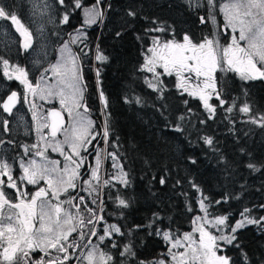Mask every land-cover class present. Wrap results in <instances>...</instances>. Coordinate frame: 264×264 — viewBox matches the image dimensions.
Listing matches in <instances>:
<instances>
[{"label": "snow or ice", "instance_id": "obj_1", "mask_svg": "<svg viewBox=\"0 0 264 264\" xmlns=\"http://www.w3.org/2000/svg\"><path fill=\"white\" fill-rule=\"evenodd\" d=\"M56 2L65 9L60 24L70 23L72 11L83 12L81 27L75 29V34L69 33V39L61 45L57 63L51 64L41 73L39 80L32 82L24 67L0 56V75L8 81L15 80L23 85L25 102L27 95L31 94L33 97L39 96L40 99L58 98L61 106L59 110H48L46 115L33 111L32 118L36 121L35 131L39 140L35 144L22 146L23 155L19 158L17 170L19 174L14 172V164L0 155V177H3L0 179V264H72L74 259L80 264H116L113 254L101 248L106 241L110 242L111 247L117 249L123 258L119 264H125V261L131 264L136 257L131 241L124 244L120 250V245L114 240V236L124 237L123 226L108 223L102 215L106 202L101 197L105 194V189H115V193L108 191L106 195L113 199L118 208L127 209L131 205V198H126L121 192V186L127 190L132 182L118 151L107 152L105 148H98L94 157L95 164L90 167L88 178L84 179L81 173L87 161L84 153L89 151V145L101 134L105 145L110 142V125L106 118L101 132H93V121L87 116L88 107L85 101L87 85L79 63L82 57L72 51L71 45L83 44L84 48H87L84 29L103 22L104 0H94L91 5H86L84 0H71V6L66 0ZM183 2L194 12L203 7L200 0ZM206 6L207 17L200 16V23L214 24V10L218 6L224 15L225 29H231V38L226 45L220 42L216 32L204 36L199 41L185 33L183 39L178 40L171 26L153 20L154 26L144 29L145 36L150 38L151 43L144 47L145 37H136L142 43L143 56V63L137 71L150 74L143 77L144 82L152 92L159 94L160 99L164 98L167 91L163 77L174 76L180 95L186 93L198 99L208 113L207 119H213L217 112V105L211 103L213 98L219 102V106L226 104L222 98V89L218 87L217 72H234L245 82L264 80V0H206ZM49 7L45 4L41 16ZM127 15L133 18L128 22L131 24L135 21L137 12L129 10ZM49 20L51 21V17ZM0 21H10L11 25L15 26V31L23 37L21 47L25 52L33 48V33L21 22L18 15L3 3H0ZM42 30L41 26L39 31L42 33ZM153 33L163 35H151ZM115 35L120 38L123 32L117 31ZM165 36L171 38L165 39ZM81 52L84 56L88 55L83 49ZM108 59L100 46L96 45L95 60L107 63ZM95 71L102 112L107 117L109 102L100 88L101 69L96 68ZM49 72L51 77L46 79ZM20 100L21 94L12 90L6 97L0 96V110L9 116L14 115V109ZM124 102L140 106L144 104L140 96H125ZM184 103L187 105L189 102L185 100ZM31 107L35 109L37 106L33 103ZM225 110L231 113L233 108L227 107ZM191 111L192 109L188 108V112ZM239 111L249 114L252 108L248 103H244ZM64 113H67V118ZM179 119L183 121L185 116L181 115ZM248 122L264 128V115L259 119L250 116ZM200 123L206 121L201 120ZM0 125L3 132L10 131L9 120L0 121ZM174 130L179 132L183 127L176 124ZM58 134H61L63 139H57ZM202 139L205 145L213 147L211 137L205 136ZM4 143L5 141L0 139V146ZM8 143L13 142L9 140ZM111 143L113 147H119L116 141ZM48 149L64 158L63 166L60 160L49 158ZM105 159L112 161L111 167L115 170L110 179H104L102 175ZM189 160L192 164L197 163L195 158L189 157ZM247 167L260 171L253 163H249ZM112 181H116V184ZM165 183L166 178L161 177L160 184ZM179 183L181 181L177 180V184ZM190 183L199 193L197 203L200 211L204 213L203 216H195L192 219L191 232L181 234L173 232L170 228L165 230L159 227L163 221L158 213H153V219L146 225L138 224L128 229V235H132L137 229L148 228L149 235L162 237L168 245L166 258L149 264H234L232 257L219 254L224 251L225 245L240 249L244 264H249L247 253L238 242L237 232L248 225H255L264 232V216H253L252 209L245 207L240 213L241 219L225 233L224 228L229 227L228 217L212 216L208 211L212 202L203 194L198 184ZM29 185L33 186L35 191H30L27 187ZM77 189L87 192L91 204L85 196L71 194ZM62 196L66 198L62 199ZM230 198L226 196L215 203L220 204ZM65 205L69 207L66 208ZM259 208L264 210V204L259 205ZM187 210L193 211L191 204L187 205ZM98 225L103 227L102 234L97 228ZM211 229H216L219 234L213 233ZM92 237L97 238L96 243L92 242ZM85 240L87 243H83ZM37 251L43 253L39 259L34 255ZM77 251L82 255H76ZM139 264H145V261L141 260Z\"/></svg>", "mask_w": 264, "mask_h": 264}, {"label": "trees", "instance_id": "obj_2", "mask_svg": "<svg viewBox=\"0 0 264 264\" xmlns=\"http://www.w3.org/2000/svg\"><path fill=\"white\" fill-rule=\"evenodd\" d=\"M153 3L154 0H109L103 11V22L95 24L87 40L95 52L99 45L109 59L107 63H100L94 58L89 65L91 68L87 64L83 67L87 94L94 100L95 113L103 125L106 118L110 125V142L102 148L107 152L118 151L132 182L127 190L121 186L125 197L131 198L129 208H118L106 195L108 191L115 193L114 188L105 189L102 197L106 202L102 215L108 222L123 226L124 237L114 236L120 250L129 241L132 243L136 257L131 264H139L141 260L149 264L164 257L166 242L160 236L149 235L150 229L140 228L128 235L129 228L146 225L153 219V213L162 218L163 223L158 226L165 230L170 228L182 234L190 229L192 217L198 210L199 196L190 182L198 184L212 202L208 208L212 216L228 217L229 227L224 228L225 233L241 219L240 213L245 207L252 209L253 216L264 215V210L259 208L264 204V128L248 122L250 116L259 119L264 115V80L245 82L235 75L230 77L229 72L219 74L218 87L222 89L226 104L219 106L213 98L211 103L217 105L213 119H207L208 113L198 99L186 93L180 95L173 77H163L167 91L163 99L158 98L159 94L145 84L144 73L137 71L143 56L142 43L136 37H145L144 47L151 43L144 29L153 27V20L171 26L177 39L185 33L197 39L203 30L208 32L209 29L198 18L204 8L194 12L179 0L158 4L161 6ZM129 10L137 12L131 24L128 23L133 20L127 15ZM217 16L222 22L218 13ZM117 31L123 32L120 38L115 35ZM167 38L171 37L165 36ZM96 68L101 69L100 88L109 102L107 117L99 99ZM125 96H140L144 104H126ZM185 100L189 102L187 105ZM244 103L250 105L251 113L239 111ZM227 107H232L233 111L227 112ZM188 108L192 111L188 112ZM181 115L185 116L183 121L179 119ZM201 120L206 123L201 124ZM176 124H181L183 130L175 131ZM205 136L213 139V147L204 144L202 138ZM112 141L119 147H113ZM189 157L195 158L197 163L192 164ZM106 160L109 168L110 160ZM249 163L255 164L260 171L249 169ZM105 174L103 171L104 179L111 175L104 177ZM161 177L166 178L164 185L160 184ZM177 180L181 183L177 184ZM226 196L231 198L215 203ZM188 204L192 205V212L187 210ZM237 239L247 253L249 264H262L264 232L255 225H248L238 230ZM101 248L113 254L116 264L123 259L110 242L106 241ZM223 254L232 257L234 264H244L240 249L225 245Z\"/></svg>", "mask_w": 264, "mask_h": 264}, {"label": "rangeland", "instance_id": "obj_3", "mask_svg": "<svg viewBox=\"0 0 264 264\" xmlns=\"http://www.w3.org/2000/svg\"><path fill=\"white\" fill-rule=\"evenodd\" d=\"M29 1H30V3L27 0H17V4H18L17 9L22 11V6H25V12H27V15L24 16L23 19H21V22L24 23L25 26L28 27L29 30L34 33L33 38L35 41H34V47L32 49L31 61L28 64L23 65L22 63H23L24 59L21 56L16 55V53L18 51L23 50V48L15 40V35L12 38V33H16V31H15L14 25H12V27H11L10 21H9V34H11V35H9V41L5 40L2 37L3 33H5L7 30V27L3 25L2 21H0V56H3L4 58L9 59L10 62L13 64H18L21 67H24L29 72V79L32 82H36L37 80L40 79L41 73H43L45 69L49 68V66L51 64L57 63V61L60 57L59 49L65 40L64 41H58L56 43V46L54 47V43L56 42L54 39V36L56 35V33H58V31H57L58 22L55 20L56 14H55L54 7H53L54 6V0H29ZM92 1L93 0H91L89 2L90 5L93 3ZM167 1L168 0H154L153 4L158 5V4L162 3V5H163V4H166ZM179 1H181L188 8V6L183 2V0H179ZM218 2H223V0H218ZM200 3L203 5V7H201V8H204V12H203V14L200 13L198 15L207 17L208 13H207L206 0H200ZM45 4L49 5L50 7L48 8V11L45 12V14L43 16H41V12L44 11ZM158 6H161V5H158ZM15 13L17 14V11H15ZM217 13L220 15L219 18H221L222 22L218 21ZM214 14L216 15V22L214 24L213 23L203 24V25H206V28H208L209 31L203 32L204 31L203 30L200 37L197 39H194V40L199 41L204 36L210 35L209 32L210 33L216 32L218 35V38L220 39V42L222 44L226 45L230 41V38H231V29H225V33L222 34L220 32L219 25H220V23L225 24V19H224L223 13H221L219 11L218 6L215 8ZM49 17H51V21L49 20ZM198 18H199V16H198ZM41 26L43 28L42 33H41V31H39ZM73 34H75V30H74ZM85 43L87 44V48H84L83 44H79V45L74 44V46H75V50H76L77 54L81 55V57H82L81 58L82 63L84 65L87 64L86 66L88 68H91L89 65H91V63L93 62V60L95 58V48L93 45H91V47H89L88 42L85 41ZM81 49H83L84 52H88V55L84 56L83 53L81 52ZM9 51H12L14 53V55L10 54ZM72 51L74 52L73 48H72ZM15 56H17V58H15ZM218 74H223V73L218 72ZM145 75H150V74L144 73V76ZM50 77H51V73L49 72L46 79H49ZM237 77H239V76L237 75ZM7 82H9V81L6 80L5 78H3L2 75H0V90H1V86H3V88H4L5 84ZM15 82L19 83L18 81H15ZM49 82H51V81L49 80ZM174 82L176 83L175 78H174ZM29 96H30L29 102H28L26 107H28L30 104L32 105L33 103H35L37 106L35 109H33L30 106V108H31L30 113L31 114L33 113V111H35L38 114L45 115V112L42 111V103H44L42 100H45L46 103H48L54 99L59 100L58 98L40 99L39 96L33 97L31 94H29ZM46 106H48V105H46ZM2 114L3 113L0 110V117H2ZM88 118L90 120H92L89 116H88ZM4 119L5 118H1L0 121H2ZM29 120L31 121L30 124L34 126V131H35L36 121H34L32 117L29 118ZM0 126L2 127V125H0ZM0 133H2V128H0ZM34 137H35V139L33 141H31V145L37 143L39 140V137H38L36 131H35ZM41 147H43L42 142H41ZM109 152H111V151H109ZM37 159H39V158H37ZM111 164H112V161L110 160L109 168H108L107 160L106 159L104 160V166L107 167V171H106V174L104 175V177L107 174H113L115 172V170L112 169ZM105 178L110 179V176L105 177ZM114 182H116V181H114ZM197 207H198L197 213L192 217V219L195 216H203L204 215V213L200 211L198 204H197ZM262 216H264V215H262ZM238 220H240V219H238ZM238 220H236V222ZM236 222L234 223V225L236 224ZM108 223H111V222H108ZM192 227H193V225H192V220H191L190 229L185 231V232H191ZM99 231L102 234L103 227L101 230L99 229ZM211 231H213V233H215V234H219L218 232H216V229H211ZM92 242L96 243L97 238L93 237ZM167 251H168V245L166 244V251H165L164 257L162 256V258H160V259L166 258ZM219 254H223V252L219 253ZM160 259H158V260H160ZM78 264H80V262H78Z\"/></svg>", "mask_w": 264, "mask_h": 264}, {"label": "flooded vegetation", "instance_id": "obj_4", "mask_svg": "<svg viewBox=\"0 0 264 264\" xmlns=\"http://www.w3.org/2000/svg\"><path fill=\"white\" fill-rule=\"evenodd\" d=\"M29 3L30 1L27 0ZM91 0H84V3L86 5H90L89 2ZM94 2V0L92 1ZM109 2V0H104V6L102 11H104L105 7L107 6V3ZM0 3H3L5 5H8L10 10L12 11H17V15L20 19H23L24 16L27 15V12H25V6H22V11H20L19 9H17V0H0ZM66 3H68L71 6V1L70 0H66ZM54 11H55V20L58 22V26H57V31L58 33H56V35L54 36L55 39V43H54V47L56 46V43L58 41H67L69 39V33H73L75 29L80 28L82 23H83V12L82 10H75L71 12V16H70V23L69 24H60V18L62 17V15L64 14L65 9L63 7H61L56 0H54ZM3 25L7 27V30L5 33H3L2 37L9 41V21H2ZM99 23V22H98ZM95 25V24H94ZM92 25L90 28H86L84 29L86 32V42L88 40V34L89 32L94 28ZM12 27V25H11ZM14 31V30H13ZM62 32V33H61ZM33 33V32H32ZM34 34V33H33ZM15 35V40L20 44L23 41V37L20 36V34L18 32L16 33H12V38ZM53 38V37H52ZM182 38L178 39V40H182ZM34 38H33V47H34ZM71 47L74 49V53H77L75 50V46L71 45ZM32 49L30 48L27 52H25L24 50L18 51L16 53V55L21 56L24 61H23V65L28 64L31 61V57H32ZM10 54L14 55V53L12 51H9ZM17 56H15V58H17ZM80 63V67L81 70L83 72V75L85 76V68H83L85 65L82 63V61L79 62ZM36 70V69H35ZM223 73V72H222ZM230 73V77H235L237 76L236 73L234 72H229ZM223 74H227V73H223ZM217 77L219 76L218 72H217ZM235 75V76H234ZM228 76V75H227ZM229 77V78H230ZM173 78H175L173 76ZM85 81V79H84ZM15 90L18 93L21 94V100L20 103L17 104L16 108L14 109V115L9 116L7 113H3L1 118H5L7 120H9V132H3L0 133V139H3L5 141L4 145L0 146V155H3L5 158H7L9 160L10 163L14 164V172H17L18 168H19V158L21 155H23V145H31V141H33L35 139L34 134V126L30 124V120L29 118L32 117V114L30 113V106L31 104L27 106L28 102H29V94L27 95V102L24 101V88L23 85H20L19 83L13 81H9L5 84V87L3 88V86H1V90H0V96H5L6 93H10V91ZM44 103H42V111L45 112V115L47 113V111L51 108H56L57 110L60 109V103L59 100H51L50 102L46 103L45 100H42ZM85 101H86V105L88 107V113L87 116H89L92 120H93V132H101L102 128H103V124L102 121L100 119V117H98L96 115V108H95V103L93 98L87 94V91L85 93ZM48 105V106H46ZM26 107V108H25ZM2 111V110H1ZM65 118H67V113H64ZM29 121V122H28ZM0 128H2L0 126ZM47 131V130H45ZM57 139H63V136L61 134H58ZM11 140L13 143L9 144L8 141ZM104 140L102 138V134L101 136H98L96 138L95 141H93L92 145H89V151L87 153H84L85 156H87V161L85 164V167L81 169V173L83 174V178L87 179L88 178V173L90 171V167L92 165L95 164V153L97 151L98 148H102V146L104 145ZM48 156L50 159L53 160H60L61 166H63L64 163V158L62 156H60L59 153L57 152H52L51 149H48ZM15 158V159H13ZM103 171H107V167L104 166L103 164V170H102V175H103ZM17 174H19L17 172ZM0 179H3V177H0ZM106 179V178H105ZM28 189L30 191H35V188L33 186H27ZM105 191V190H104ZM72 195H83L85 196L88 201L89 204H91L90 198H88V194L87 192H80L79 189H77L76 191H72L71 193ZM103 197V195H102ZM101 197V198H102ZM62 199H65L66 197L62 196ZM93 207H95L94 205H92ZM65 207H69L68 205H65ZM72 211H75V209H72ZM106 217V216H105ZM108 222V221H107ZM98 230L102 229V226L98 225L97 226ZM75 235V234H73ZM93 240V237H92ZM83 243H87V240H85ZM36 259H39L40 255H43V253H40L39 251H37V253L34 254ZM76 255H82V253L80 251H77ZM79 261L77 260H73L72 264H78Z\"/></svg>", "mask_w": 264, "mask_h": 264}, {"label": "water", "instance_id": "obj_5", "mask_svg": "<svg viewBox=\"0 0 264 264\" xmlns=\"http://www.w3.org/2000/svg\"><path fill=\"white\" fill-rule=\"evenodd\" d=\"M198 16L200 17L201 15H198ZM94 26H95V25H94ZM94 26H93V27H94ZM219 27H220V31H221V33L224 34V33H225V27H224V24L221 23V24L219 25ZM89 28H90V27H89ZM7 94H9V92L5 94V97H6ZM51 109H53V108H51ZM51 109H49V110H51ZM55 109H56V108H55Z\"/></svg>", "mask_w": 264, "mask_h": 264}]
</instances>
